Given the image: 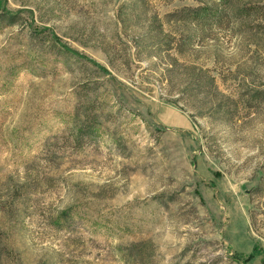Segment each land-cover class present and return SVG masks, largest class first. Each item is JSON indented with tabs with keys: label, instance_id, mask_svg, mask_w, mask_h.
<instances>
[{
	"label": "rangeland",
	"instance_id": "1",
	"mask_svg": "<svg viewBox=\"0 0 264 264\" xmlns=\"http://www.w3.org/2000/svg\"><path fill=\"white\" fill-rule=\"evenodd\" d=\"M217 2L0 0V264H264V0Z\"/></svg>",
	"mask_w": 264,
	"mask_h": 264
},
{
	"label": "trees",
	"instance_id": "2",
	"mask_svg": "<svg viewBox=\"0 0 264 264\" xmlns=\"http://www.w3.org/2000/svg\"><path fill=\"white\" fill-rule=\"evenodd\" d=\"M230 4L231 0H219V2H217L216 6H200V7H193V8H188L185 10V19H193V20H204L210 17L213 18H220L223 17V15L225 14V10H226V4ZM225 9V10H224ZM247 10V9H246ZM246 13L248 14V12L246 11ZM16 16L12 15H6L3 14L1 15V19H5V20H15ZM177 19H184V18H177ZM83 130V129H82Z\"/></svg>",
	"mask_w": 264,
	"mask_h": 264
}]
</instances>
